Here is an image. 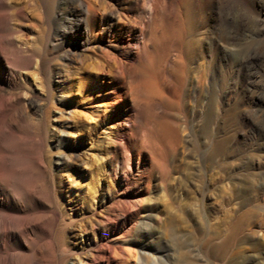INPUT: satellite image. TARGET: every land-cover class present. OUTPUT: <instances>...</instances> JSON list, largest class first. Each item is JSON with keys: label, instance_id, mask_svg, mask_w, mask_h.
I'll return each instance as SVG.
<instances>
[{"label": "rangeland", "instance_id": "374dc122", "mask_svg": "<svg viewBox=\"0 0 264 264\" xmlns=\"http://www.w3.org/2000/svg\"><path fill=\"white\" fill-rule=\"evenodd\" d=\"M28 1L22 10L9 0L8 22L34 64L7 93L25 112L23 181L34 180L37 159L44 167L50 264H264V0H170L153 95L161 108L133 123L62 79L88 55L73 45L78 3ZM152 2L155 18L144 22L157 28ZM157 121L177 138L157 144ZM30 248L27 260L41 256L40 244Z\"/></svg>", "mask_w": 264, "mask_h": 264}, {"label": "bare ground", "instance_id": "6f19581e", "mask_svg": "<svg viewBox=\"0 0 264 264\" xmlns=\"http://www.w3.org/2000/svg\"><path fill=\"white\" fill-rule=\"evenodd\" d=\"M73 1L78 3L81 13V17L74 20L77 35L73 45L77 48L81 44L88 55L77 60L76 65L63 67V81L75 85L79 97L91 96L90 102L97 109L101 107L102 113L111 107L112 113H122L128 123L137 121L141 114L161 108L158 101H153V95L161 97L157 66L169 42L164 24L170 0H158L161 9L156 19L157 28H152L149 21L144 22L145 15L148 20L155 18L153 0H113L114 4L103 0L97 3ZM21 4L23 10L30 2L22 0ZM21 4H15L16 8L20 10ZM11 7L9 0H0V264H22V261L50 264L53 213L49 205L38 198L43 189L40 176L44 167L41 159H37L39 170L32 172L34 180L23 181L28 174L22 167L25 112L21 96L7 93L16 85L22 86V69L34 64L32 55H26L28 51L11 36L8 22ZM138 20H143L139 31L135 26ZM81 33L87 35L82 41L78 38ZM157 123L159 133L154 135L157 144L162 146L176 137L174 129L165 122ZM23 126L32 139L34 134L29 126ZM26 242L33 247L31 255H35L40 244L41 256L27 260L21 252Z\"/></svg>", "mask_w": 264, "mask_h": 264}]
</instances>
